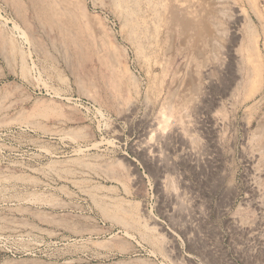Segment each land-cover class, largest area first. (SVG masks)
I'll list each match as a JSON object with an SVG mask.
<instances>
[{"label":"rangeland","instance_id":"374dc122","mask_svg":"<svg viewBox=\"0 0 264 264\" xmlns=\"http://www.w3.org/2000/svg\"><path fill=\"white\" fill-rule=\"evenodd\" d=\"M29 1L0 0V264H264V0H200L214 49L176 30L147 58L104 3L60 34Z\"/></svg>","mask_w":264,"mask_h":264},{"label":"bare ground","instance_id":"6f19581e","mask_svg":"<svg viewBox=\"0 0 264 264\" xmlns=\"http://www.w3.org/2000/svg\"><path fill=\"white\" fill-rule=\"evenodd\" d=\"M31 1H29L30 4H31ZM94 1H95L96 6H102V4L104 3L109 8L112 9L113 13L119 19L118 21L120 22V25H121L120 28H121V31H122V34H123L125 40L128 41L133 46L134 51L140 57L145 58L149 52H150V56L153 55V53H154L152 50L149 51L148 48L146 47V44H148L146 42V40L149 39L151 42L158 44V42L162 36H163V39L167 40L168 37L171 34H173L174 31H176V30L179 31L180 34L182 35V36H180V35L179 36L183 38V43H184V46H186V47L191 45V44L192 45L194 44L193 46L196 47L195 46L196 43L198 42V45H199V43H202L201 41L204 40L205 38H207V35L209 33H210V38H212V41H213L211 49H214V44H216V42H217L216 37H215V33L217 34V32H215L216 29H215L214 25L218 26V24L214 23V25L210 27V32L208 31V29L206 27V25H207L206 22L209 24V22L211 21L210 20V21L205 22V20L207 18L206 14L208 13L207 10L204 9L205 8L204 2L206 0L204 2H201L202 0L201 1L200 0L199 1L198 0H94ZM231 1H233V0H216V3L219 5H222V6H226L230 3H233ZM247 1L252 6L253 9L255 8V6H257L256 5L257 0H247ZM37 4L39 5L37 18L39 17L41 20H43V22L45 24H47L48 28L50 26V27H52L50 29H53V27H54L57 30H59L60 34H61V32H67L69 29H72V28H78L80 31H82V29H83L86 32L92 31L90 26H89V20H90V18L92 20V15L89 12V7L87 5L86 0H38V3H36V5ZM33 5H34V3H33ZM16 6H17V4H16ZM207 6L209 7L208 4H207ZM228 6L226 8H228ZM17 8H18V6H17ZM19 9H20V7H19ZM211 9H213V8L211 7ZM217 9H221V8H217ZM34 11H35V8H34L33 12ZM213 12H214V10H213ZM36 13H34V16ZM234 14H235V12H234ZM213 15H214V13H213ZM223 16H226V15H223ZM260 16H262V15H260ZM214 18H215V16H214ZM263 20H264V17H263ZM212 22H215V21H211V24H212ZM230 22H232V20ZM29 24H31V23L29 22ZM81 25H83V26L81 27ZM93 29H94V27H93ZM243 30H244V36H243V38L240 37L242 39L240 40V43H238L239 47L236 50V52L240 54V62H239L240 64L238 66V73H240V75H241V80L239 81L238 85H236L235 91H236V93H239V95L241 97V101L245 102V101L251 99L259 91V89H260V77L262 74H261L260 55H259V51L257 49V44H256L257 36H256L253 28L250 26V24H246V28ZM217 31H218V29H217ZM76 33L77 32H75V34ZM82 33H83V31H82ZM82 33L80 32V34H82ZM219 33H220V31H219ZM75 34H73V36ZM230 35H231L230 38L234 39L237 34L231 33ZM94 36L95 35H92V38ZM111 36H112V34H111ZM74 37H76V36H74ZM98 38L101 39V36ZM233 39L228 40V41H233ZM63 40H64V38H63ZM65 40H66V38H65ZM65 40H64V42L67 41V40L66 41ZM228 41H227V43H228ZM70 43H68V44H70ZM94 43H95V39H94ZM73 44H76V43L73 42ZM102 44H103V42H102ZM108 44L110 45V43H108ZM77 45H78V47L82 48L81 46H79V43ZM103 45L107 46V48H108V45H106V44H103ZM151 46H152V44H151ZM219 48H220V45H219ZM226 48H227V46H226ZM111 49H113V48H111ZM196 49H198V48H196ZM12 50L15 51V49H12ZM75 50H76V48H75ZM117 50H116V52H117ZM226 50H227L228 55H230V53L232 52V49L227 48ZM20 54H22V53H20ZM116 54L114 51V56L119 55L118 53H116ZM154 55H155V53H154ZM215 58L217 59V57H215ZM104 59L108 60L107 56H106V58L104 57ZM145 60H147V59H145ZM108 62L111 63V60H108ZM218 62H219V60H218ZM116 63H118V62H116ZM111 64H113V63H111ZM220 67H221V65H220ZM114 68L111 66V70H113L112 72H114ZM114 88H115V86H114ZM118 94H119V92H118ZM121 95H119V96H121ZM103 212H105L104 209H103ZM105 214H106V212H105ZM40 217H41V219L49 220L48 218H46V216H40ZM52 222L58 223V224L64 223L63 220H56V219L52 220Z\"/></svg>","mask_w":264,"mask_h":264}]
</instances>
